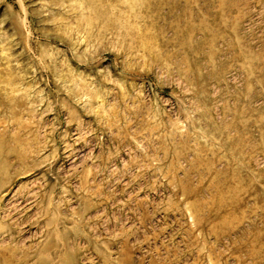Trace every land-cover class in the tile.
I'll return each instance as SVG.
<instances>
[{
  "label": "rangeland",
  "instance_id": "rangeland-1",
  "mask_svg": "<svg viewBox=\"0 0 264 264\" xmlns=\"http://www.w3.org/2000/svg\"><path fill=\"white\" fill-rule=\"evenodd\" d=\"M0 264H264V0H0Z\"/></svg>",
  "mask_w": 264,
  "mask_h": 264
}]
</instances>
